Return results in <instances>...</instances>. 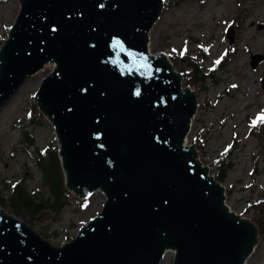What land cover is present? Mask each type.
<instances>
[{
	"label": "water",
	"instance_id": "1",
	"mask_svg": "<svg viewBox=\"0 0 264 264\" xmlns=\"http://www.w3.org/2000/svg\"><path fill=\"white\" fill-rule=\"evenodd\" d=\"M18 1L0 45V108L52 64L34 102L54 129L65 186L105 201L59 246L0 205V264H160L168 251L171 264H245L258 228L228 208L185 143L196 92L148 50L163 0Z\"/></svg>",
	"mask_w": 264,
	"mask_h": 264
},
{
	"label": "rangeland",
	"instance_id": "2",
	"mask_svg": "<svg viewBox=\"0 0 264 264\" xmlns=\"http://www.w3.org/2000/svg\"><path fill=\"white\" fill-rule=\"evenodd\" d=\"M18 9V0H0V45ZM230 27L232 41L226 35ZM148 50L165 54L181 73L182 86L196 92V111L185 143L195 146L197 158L214 178L223 165L218 158L234 147L224 161L231 162L221 182L225 203L258 228L256 245L245 264H264V230L257 223L264 214V140L252 132L259 121L264 126V0H163L162 12L149 32ZM255 55L263 58L253 67ZM193 59L200 72L189 67ZM52 67L47 64L27 78L0 108V179L9 184L22 181L31 192L42 189L40 173L27 151L31 149L21 142L19 125L40 119V124L29 126L35 145H57L52 124L34 102L42 78ZM0 190L6 199L1 182ZM72 196L58 219L46 212L36 216L33 228H45L43 238L52 245L72 239L105 201L99 190ZM3 209L13 214L8 207ZM172 259L173 252L168 251L160 264H171Z\"/></svg>",
	"mask_w": 264,
	"mask_h": 264
},
{
	"label": "trees",
	"instance_id": "3",
	"mask_svg": "<svg viewBox=\"0 0 264 264\" xmlns=\"http://www.w3.org/2000/svg\"><path fill=\"white\" fill-rule=\"evenodd\" d=\"M188 65L195 73L200 72L197 60L193 59L189 61ZM259 122L252 132L253 134L257 133L260 135L264 140V126L262 123L259 124ZM40 123V119H30L28 124L24 126L19 125V128L21 131L20 139L24 144V148L31 149L27 151L40 173V185L42 189L31 192L22 181L17 180L9 184L5 180L0 179L2 189L7 194V198L4 199L0 190V205L5 208L8 207L11 213L32 227L35 226L36 216L44 212L51 214L53 219H58L62 209L70 205L73 200L72 193L65 186V177L60 166L57 145L48 143L42 148H38L35 145V139L31 130H29V126ZM233 148L224 154L223 157L218 158V162L221 165L223 164L222 166L220 165L221 167H219V171L215 175V179L219 182H223L225 172L231 166V162L224 164V161L229 160ZM262 216V218L257 219V223L264 230V214ZM44 229L40 228L37 230L42 237L47 236ZM259 232H261L260 228Z\"/></svg>",
	"mask_w": 264,
	"mask_h": 264
},
{
	"label": "bare ground",
	"instance_id": "4",
	"mask_svg": "<svg viewBox=\"0 0 264 264\" xmlns=\"http://www.w3.org/2000/svg\"><path fill=\"white\" fill-rule=\"evenodd\" d=\"M217 11H219V9H218V8L216 9V12H217ZM205 19H206V18H205ZM149 32H150V31H149ZM164 55H165V54H164ZM165 56H166V55H165ZM166 57H167V56H166ZM263 100H264V97H263Z\"/></svg>",
	"mask_w": 264,
	"mask_h": 264
}]
</instances>
